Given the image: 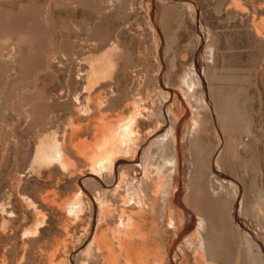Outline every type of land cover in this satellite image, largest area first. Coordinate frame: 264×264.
<instances>
[{
    "label": "rangeland",
    "instance_id": "374dc122",
    "mask_svg": "<svg viewBox=\"0 0 264 264\" xmlns=\"http://www.w3.org/2000/svg\"><path fill=\"white\" fill-rule=\"evenodd\" d=\"M196 10L213 35L206 51V81L202 83L206 88L202 84L201 88L191 86L187 78L199 44ZM0 21L5 23H0V264H47L49 245H60L61 250L66 242L71 264L85 259L74 256L85 249L77 251V246L87 241L83 230L90 222L91 229L93 223L96 225L93 199L97 191L83 185L81 175L90 165L72 150H77L80 140L82 145L94 142L104 129L101 120L115 124L129 117L132 110L138 115L135 144H143L152 156L150 179L158 183L164 177L160 187L164 192L150 186L146 192L152 194L151 198L146 194L145 199L148 196L146 202H152L153 207L139 224L141 233L150 232L152 243L147 245H159L157 253L169 264H185L180 246L189 245V236L201 218L206 228V253L199 252L198 264H247L241 255L244 242L237 240L226 221L230 201L209 189V175L195 174L194 157L205 159L212 153L210 168L215 172L213 162L218 154L220 169L243 187V215L256 217L259 176L252 156L256 142L264 139V0H0ZM87 64L106 69L107 74L93 75ZM184 93L190 95L188 103L182 98ZM205 93L215 105L218 123L199 106L197 98ZM174 94L182 99L180 112H175ZM167 110L175 112L170 114L173 118ZM181 112L185 116L177 125L176 146L180 147L176 163L170 143L171 119ZM48 136L69 149V162L73 163L68 169L58 163L34 162L40 142L52 141ZM157 136L164 137L166 147L169 141L171 155L168 148L165 153V145L155 152L157 141L162 140ZM71 140L76 147L71 148L75 146ZM141 155L139 151L137 157ZM165 155L175 165L169 164ZM158 167L164 176L158 177ZM129 173L127 181L124 177L119 183V191L107 194L114 204L118 202L115 206L124 207L128 199V208L134 201L125 193ZM100 175L99 180L105 182L109 174L102 171ZM116 177L120 179L119 173ZM76 185L89 192L82 199V215L74 217L63 234V206L60 209L59 204L65 205L68 197L72 198ZM175 186L177 201L172 196ZM187 217H193L196 226L190 227ZM256 218L264 222L261 215ZM169 221L185 232L160 237L169 228ZM262 260L264 263V253ZM87 264L103 262L96 259Z\"/></svg>",
    "mask_w": 264,
    "mask_h": 264
},
{
    "label": "bare ground",
    "instance_id": "6f19581e",
    "mask_svg": "<svg viewBox=\"0 0 264 264\" xmlns=\"http://www.w3.org/2000/svg\"><path fill=\"white\" fill-rule=\"evenodd\" d=\"M196 14H197V10H196L194 17L196 19L195 27L199 30L198 31V39H197L199 41V44L197 45V47L194 50V53L192 55V63H191V67H190L191 71H190V74L187 78L189 80L188 83H191V86L194 85L195 87L198 86L199 88H201L202 87L201 84L204 83V79L206 81V72H207L206 51H208L207 48L211 47V46H209V43H210L209 40L210 39L213 40V35H212V32L207 28L208 26H206V24L204 23V20H203L201 13L198 17ZM2 15H3V13H2ZM1 22L2 21H0V23ZM10 22H12V21H10ZM2 23L5 24L4 22H2ZM207 53H209V52H207ZM102 58H104V57L101 56L100 60ZM102 60L100 62H102ZM96 61H99V60H96ZM110 63H111V61H110ZM89 64L92 65V63H89ZM89 64H87V65H89ZM101 65H102V63H101ZM97 67H98V64H97ZM99 68L96 69L95 67L90 66L89 71L93 75L107 74L106 69H99ZM111 69L109 70V72L112 71ZM86 73H87V71H86ZM109 78H110V76H109ZM105 79H107V77ZM83 81H84V79H83ZM202 85L205 86V84H202ZM195 87H194V89H197ZM205 88H206V86H205ZM181 93H183V92H181ZM87 94H89V93H87ZM184 94L182 95V98H184L185 102H187L188 99H190V98H188V96H190V95H188V94L184 95ZM207 94H209V90H208ZM207 94L205 93L203 98L201 96L199 97V99L197 98L198 102L200 103L199 106L201 107V109L203 108L204 111H206L209 114L210 118L212 119V122H213V118H214V120L218 123V117L219 116H217L215 105H213V103H211L212 101L209 102ZM174 95H175L174 99H175L176 106H177L175 108L176 111L175 110L174 111L177 112V110H178V112H180L179 109L181 107V103H182L181 100L182 99H179L177 97V94H174ZM261 98H262V95H261ZM182 105H183V103H182ZM78 110H79V108L77 109V111ZM78 112H80V110ZM132 112H133V110L129 113L131 115H129V117H126L125 120L122 119L120 122H118V120H117V122L115 124H113V123H105L104 124V122L102 123V120H101L100 123L104 125V127H103L104 129L101 133L99 132V135L97 137H94V142L92 144H88V143H86L87 141L86 142L83 141V144L86 143V145H82L81 144L82 140H80L81 143H80V141H78V142L80 143V145H82V147L79 146V143L77 144L79 147L77 145H75V142L73 143L75 146H71V145H73L72 144L73 139L71 136H69L72 139L70 142L71 145H70V143H69V145L71 146V148H74L77 146L76 147L77 150H72L70 147L69 148L72 151L80 153L84 159L85 158L87 159V162H88L87 164L90 165V168L87 165L89 168V169L87 168L88 170H86L85 168L84 169L86 171L80 170V172L81 171L84 172L81 175V177H82L81 179H83L82 180L83 185H86L88 188H89V186H91L94 188V191L95 190L97 191L96 196L93 199V204H94V207L96 209V211H95V214H96V222L95 223H96V225H94V223H93V227L91 229L90 226H92V222L89 221L90 222L89 227L87 226L88 228L86 230H83V231H85L84 235H85V240L87 239V241H85L82 246L81 245L77 246V251L80 250L81 248H85V249L81 250L78 254H76L74 256L75 259H76V257L77 258H85L84 260H82L80 262V264H87V262H90V261L96 260V259L102 260L103 264H169V260H165L163 256H160L158 254L159 251L157 253V247L159 245H155V244L154 245H147V244L152 243V239L150 237V232L141 233V230H140V224L139 223L141 221V218L144 216V214H146L153 207L152 202H146V199L148 198V196L150 197L152 195V194H150V195L148 194L149 191H148V193H146L148 190V187L150 186L152 189L154 187V189H156V190L159 189V191H160V189H161L163 191V189L160 187L163 183L162 180L164 179V177H163V179L161 178L162 180L159 178L158 183L152 182L150 179L151 178L150 174L153 173V169L151 172V168H153V166H154V165L152 166L153 163L151 164L152 156H151L149 150L147 151L146 149L143 148L144 147L143 144H141L139 146L137 144H135V143H137V142H135L137 137H136V134L134 131V125L136 122V116H138V115L137 114L135 115V110L133 113ZM167 112L169 113V115H168L169 117L170 116L172 117V115H170V114L174 115V113H175V112L173 113V110H172V112L167 110ZM196 112H197V110H196ZM196 112H193L192 115L197 114ZM149 116H150V114H149ZM175 116H177V117H175ZM175 116H174L175 119H171V120H174V123L171 121V123H173V127H172V129L170 128L173 133L171 132V130L170 131L168 130V131H169V134L172 133V135H170V138H171L170 143L173 146V154H174V155H172L174 157L173 160L176 159L175 162L179 163L178 148L180 146L178 148L176 146L178 144V139H177V133H178L177 129L178 128H177V125L184 119L185 112L178 113ZM192 118H193V116H192ZM194 118H196V116H194ZM197 119H194V120L197 121ZM122 121H124V122H122ZM108 122H111V121H108ZM193 125H194V123H193ZM196 125H194V127ZM197 127H199V126H197ZM193 131H194V129H193ZM47 133H48V131H47ZM51 133H52V131H51ZM71 133L73 134L74 132L71 131ZM194 133H195V131H194ZM43 134L46 135L45 133H43ZM72 134H70V135H72ZM74 134H76V131ZM53 135H55V133ZM149 135L150 134H148V136ZM192 135H193V133H192ZM42 137L43 136H41V138ZM45 137L47 139V136H45ZM52 137L54 138V136H52ZM164 137H166V134H164ZM164 137L163 138L158 137L162 140H159V141L156 140L157 141V145H156L157 148H155V152L160 150L161 147H164L163 146V145H165V143H163L165 140ZM167 137H168V135H167ZM39 139L40 138H38V141H36L37 143H39ZM67 139H69V138H67ZM75 139L76 138L74 137V141H75ZM49 140H52V139H50V137H49ZM193 140H194V138H193ZM143 141H142V143H143ZM57 142L54 141V139L52 141H48V142H40L39 146L36 147L37 149H35L36 150L35 157L33 156V158L35 160L34 162H39L40 164H47V165H49V164L53 165V163H55V164L58 163L60 166H62V169H63V167H67L68 165L69 166L72 165L73 162L72 163L69 162V158H71V157H68L71 154L70 152H68L69 149L67 150L66 149L67 147L66 148L61 147ZM168 142L169 141L166 142V144H168V146L166 147V145H165V148H166L165 153L167 151V148L170 146V144ZM64 143L66 144L68 142H64ZM256 143L257 144L255 146V149L253 152L254 156H252L253 157L252 159L254 161V164H256L255 165L256 173L259 176V184H258L259 193H257L258 195H257L256 199L260 203V205L256 203L257 205L254 204V208H255V210L257 209L255 216L257 217V216L261 215V219H264V216H263L264 215V139L257 141ZM65 144H64V146H66ZM192 144L194 145L195 143L192 142ZM156 146H154V147H156ZM172 146H170V148ZM170 148H168L169 153H170V151H169ZM191 148H193V147H191ZM163 150H164V148H163ZM139 151H141V153L143 152V156L142 155H141V157L139 156L140 158L137 157V154ZM125 153H126V155H125ZM80 154H78V156H81ZM122 154L125 156H122ZM171 154H172V152L170 153V155ZM198 155H200V154H198ZM126 156H127V159L124 158ZM200 156L198 158L195 155V157H194L196 159L195 164H197V165H194V166L196 167L197 172L193 171L195 169H193L192 171H193V173L195 172V174H197V176H199V177L202 175L203 176L209 175V179H208L209 180V182H208L209 189L217 195L220 194L223 197L221 199H224V197H225L226 200L230 201L226 221H228V224H229L228 226L230 227V230L233 232V234L237 235V236H235V237H238L237 240L244 242L243 246H245L244 247L245 249L242 246V250L244 249L243 250L244 253L242 251L241 255L242 254L243 255L246 254V255H244V257L242 255V258L243 259L245 257L247 258V259L246 258L244 259V260H247V261H245V263H247V264H264L263 260H262V253H264V250H263V248H264V222L262 223V221L256 217H249V216L243 215L242 210H241L242 202H243V198H244L243 197L244 192L242 189L243 187H241L240 183H238V181L232 175L226 174L224 171H222L220 169L219 155L217 154L215 158L213 157L214 158L213 168L215 169V172H213V170L210 168V166H211L210 160L212 157V153H211L210 157L207 156L208 158L205 157V159H203ZM74 157H75V155H74ZM128 157H129V159H128ZM165 157L168 158V156H166V155L164 156V158ZM75 160H76V158H75ZM161 160L162 159L160 158V161ZM165 160L169 161V158L165 159ZM71 161H73V159H71ZM170 161H169V164L171 162H173L172 164L175 165L174 161H171V162ZM163 163L166 164L165 162H163ZM163 163H162V165H164ZM169 164L167 166H169ZM59 165H57V166H59ZM68 167H67V169H68ZM76 170H77V168L75 169V171ZM97 170H99L101 173H102V171H104V172L108 171L109 175L105 176L106 177L105 182L99 180L100 179L99 175L101 173H99V171H97ZM131 171H132V174L129 173ZM156 171H157L158 177L161 175L164 176L163 174H161V168H159V167L156 168ZM164 171H165V169H164ZM67 172L69 173V171H67ZM116 173H119L120 179H117ZM128 173L131 175V179L128 183H125V187H126L125 193H127L126 195L130 196V197L128 196V198H132V200H134V201H133V203L128 205V208L125 207L127 205V201H128L127 198H126L127 201L125 200L126 203L123 202V203H125V204H123L124 207L123 206L120 207L119 205L115 206L118 202L116 203L114 201L116 203V204H114L113 201H111L112 197L109 199L107 194L114 195L113 193L119 191L118 190L120 187L119 183L123 182L124 177H125L124 180H126V175H128ZM193 173H192V176L194 175ZM77 174H78V172H77ZM106 174H107V172H106ZM184 174H185V172H184ZM72 175H71V177H72ZM192 176L190 175V178ZM197 176H195V177L197 178ZM127 178L129 179L130 176H127ZM154 178H155V176L153 177V179ZM100 187H102V188H100ZM163 187H165V186H163ZM175 187H177V186H175ZM151 188H149V189L152 190ZM76 189H77V190H75L76 192H73V194H72V198L68 197L69 201L66 200L67 202L65 205H62L63 202L62 203L60 202V204H59L60 205L59 208L61 206H63V207H61V208H63V210H60L61 208L60 209L58 208V210L61 211V215H62L61 225L63 224V229H62L63 234L67 230L66 229L64 231V227H67L68 223H70V221L72 219H75L77 216L82 215V213H83V206L85 204L83 205L82 199L85 197L87 198V194H88L89 190L85 187H83L81 189V188H79V186L77 188V185H76ZM174 189L175 190L172 192V196L177 201L178 187L174 188ZM239 189L242 190L241 195H240ZM93 194H92V196H93ZM146 194H148V196L145 199ZM117 195H118V193H117ZM170 195H171V193H170ZM122 197H125V196H122ZM190 197H192V196L190 195ZM170 198H171V196H170ZM116 199H117V197L115 198V200ZM149 199H147V200H149ZM112 200H114V199L112 198ZM130 202H131V200H130ZM87 204H88V202H87ZM89 204H90V202H89ZM234 204H235V207L233 209L232 207ZM187 209H189V208H187ZM84 212H85V210H84ZM88 212H90V211L88 210ZM91 212H93V208H92ZM232 213H233V217H231ZM84 216H85V214H84ZM79 219H81L80 221H83L82 217H80ZM85 219L87 220V218H85ZM89 220H91V219H89ZM186 220L188 221V224L190 227L196 226L193 224V222H194L193 217H187ZM201 220L202 219L200 218V220L197 222V226L194 228L195 229L194 234L189 236V245H186V247L180 246V249H181L180 251L183 254V256L185 257V261H186V262H184V258H182L183 259L182 262L185 264L186 263L187 264H198L200 262L199 258H198L199 252H201V253L203 252L204 255L206 253V237L204 235V233L206 232V228H204V225H203L204 223ZM74 221L76 223V221H78V220H74ZM72 223H74V222H72ZM80 223L82 224V222H80ZM85 223H86V221H85ZM84 224H83V226H84ZM144 224H146V223H144ZM86 225L87 224H85V226ZM111 225H113V227L109 228V226H111ZM169 225L170 226L168 229L163 230V233L161 232L162 235H160V237L162 236L165 238H169L170 235L171 236L174 235V232L179 231L178 234H182V232L184 231V230L178 229L179 226L178 227L174 226L171 221H169ZM182 225H183V227L184 226L186 227V224H184V222ZM61 228H62V226H61ZM83 228L84 227H82V229ZM183 229H185V228H183ZM90 231H91V233H90ZM169 232L173 233V234H169ZM250 232H252V234ZM63 236H66V234ZM66 238L69 239V236ZM63 239H64V237H63ZM66 244H67V242L65 243V245H62V249H61V250H63L61 252L62 254H60V251H61L59 249L60 245H49V250H51L50 251L51 252L50 253L51 258H50V260L47 259L48 260L47 264H71V262L69 261L70 258H68V260H67L68 253H70V252H69V247ZM160 251H161V249H160ZM240 252L238 251V253H240ZM160 254H162V253H160ZM178 254H180V252ZM46 255L49 256L48 254H46ZM174 255L176 256L177 252ZM200 257H202V256H200ZM180 259H181V257H180ZM176 261H177V259H176ZM74 263H75V260H74ZM173 264H176V263L173 262Z\"/></svg>",
    "mask_w": 264,
    "mask_h": 264
}]
</instances>
